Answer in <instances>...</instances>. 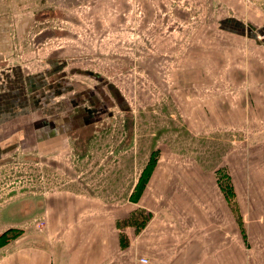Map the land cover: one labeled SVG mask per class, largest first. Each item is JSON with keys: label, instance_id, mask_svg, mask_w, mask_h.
Instances as JSON below:
<instances>
[{"label": "rangeland", "instance_id": "obj_1", "mask_svg": "<svg viewBox=\"0 0 264 264\" xmlns=\"http://www.w3.org/2000/svg\"><path fill=\"white\" fill-rule=\"evenodd\" d=\"M228 19L254 39L221 30ZM263 30L264 0H0V93L16 70L22 83L69 85L36 112L56 115L55 150L26 154L34 139L0 156V205L25 215L10 236L48 230L55 196L54 214L135 210L140 230L147 210L153 247L189 230L201 245L264 247ZM91 91L98 114L88 117ZM154 161L140 204L128 205Z\"/></svg>", "mask_w": 264, "mask_h": 264}, {"label": "crops", "instance_id": "obj_2", "mask_svg": "<svg viewBox=\"0 0 264 264\" xmlns=\"http://www.w3.org/2000/svg\"><path fill=\"white\" fill-rule=\"evenodd\" d=\"M219 24L221 30L231 35L254 39L252 28L244 27L237 21L228 19ZM260 54L261 59L258 62L264 66L263 50ZM56 66L52 73L49 72L50 76L58 74L60 65ZM16 71L15 79L6 85L8 90L0 93V156L15 152L19 148H22L24 153L27 150H24L23 145H27V148L32 147L34 139L37 141V146L28 150L30 152L26 154L36 152V148L41 143L44 147L47 146L46 151L49 154L55 150L58 143L54 136L59 133L57 127L60 125L56 118H53L52 124V116L56 115H48L47 119L41 121L36 112L44 108L48 102L50 105H55L56 97L61 93L66 94L63 91L69 89L67 88L69 85L65 84L67 83L65 76L56 83V79L53 78L54 82L47 88H42L44 81L41 75L32 76L22 83L19 80L20 70ZM62 82L64 84H60ZM90 93L93 95L90 105L93 104L95 107L98 101L95 100L96 94L92 91ZM71 100H66V103L74 110L69 102ZM96 110L95 107L91 112H84V115L88 117L97 115ZM25 116H31L28 123L24 120ZM45 121H47V132L43 131L40 125ZM28 125H31L32 130H29L27 136L25 131L26 128L29 129ZM33 126L36 127L35 130ZM9 146L11 149L8 148ZM154 154L151 153L142 169L146 170L149 161L154 159ZM155 164L156 161L152 163L149 174L143 181L139 178L140 174L143 175L145 172L141 170L139 173L131 190L133 193L127 202L128 205L140 204ZM53 197L54 202L46 204L49 210L47 216L49 229L43 232L22 230L10 236L12 226L8 224L9 221L19 223L20 220H24L25 215L21 212V219H18L19 214L15 216L12 213L11 207L14 203L5 201V204L0 205V223L3 224V227H0V264H141L140 258L147 259V264H264V247H253L247 250L251 251L250 253L243 247H233L231 244L216 245L214 239L211 241L208 239L207 243L203 242L201 245L199 235L193 237L195 233L193 230L187 231L188 236L176 238L175 245H169L167 242V245L153 247L151 244L154 242V232L151 225L155 218L148 215L147 210L139 211L144 214V219L150 217L145 221V225L143 224L144 229L140 230L138 226L142 221L137 224L136 221L142 216L137 215L135 210L132 214L112 213V211L104 213L103 209L99 211L91 209L80 214L72 211L67 214H54L56 200L55 196ZM74 205L70 200L58 202V206L74 207ZM78 206L81 209L84 204L79 203ZM36 208H39L38 204ZM160 235L161 239H164L162 232ZM190 237H192L191 245H180L188 242ZM246 254H251L252 257L248 258Z\"/></svg>", "mask_w": 264, "mask_h": 264}, {"label": "built area", "instance_id": "obj_3", "mask_svg": "<svg viewBox=\"0 0 264 264\" xmlns=\"http://www.w3.org/2000/svg\"><path fill=\"white\" fill-rule=\"evenodd\" d=\"M257 38L264 44V30L262 31L261 34L258 35ZM139 261L141 264H147L148 263V260L145 258H140Z\"/></svg>", "mask_w": 264, "mask_h": 264}]
</instances>
